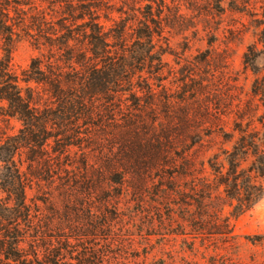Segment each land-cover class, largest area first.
Returning a JSON list of instances; mask_svg holds the SVG:
<instances>
[{"label":"trees","instance_id":"trees-1","mask_svg":"<svg viewBox=\"0 0 264 264\" xmlns=\"http://www.w3.org/2000/svg\"><path fill=\"white\" fill-rule=\"evenodd\" d=\"M185 1L220 16L250 5ZM254 22L243 64L258 94L264 14ZM195 27L176 0H0V264H144L153 237L163 246L172 234L190 251L212 245L210 264H246L230 254L232 220L264 196V133L252 115L228 127L203 103L208 49L164 83L171 38L188 48ZM206 28L211 46L218 27ZM21 38L38 55L19 76Z\"/></svg>","mask_w":264,"mask_h":264},{"label":"rangeland","instance_id":"rangeland-1","mask_svg":"<svg viewBox=\"0 0 264 264\" xmlns=\"http://www.w3.org/2000/svg\"><path fill=\"white\" fill-rule=\"evenodd\" d=\"M176 3L179 4L185 23L196 25L195 28H189L186 33L191 34L193 29H198L199 33L197 37L191 39L188 48H183L180 34L173 35L171 38L173 52L165 54L163 58L172 67L174 74L169 76L164 83L171 85L169 81L173 82L180 76L179 69L186 60H191L195 55L208 49L212 56L208 65L202 64L201 69L209 71V74L214 73V77L212 76L213 79L208 84L205 82L207 85L202 95L203 103L210 109L218 107L219 116L228 123V127L235 119L239 121L238 117H244L243 123H245L252 115L253 126L264 133V93L254 94L252 92L255 75L243 64V53L247 46L255 42L257 38L255 33L259 29L255 27L254 19L262 18L264 0H249L250 5L242 12L227 9L221 16L208 14L202 5L200 8H195L185 0H176ZM206 27L213 29L218 27V38L211 46L207 44ZM231 31H233L232 34ZM258 47L261 48L260 45ZM36 55L38 51L28 39H19L12 52V66L15 72L20 76L21 71L27 68L31 58ZM255 64L261 70L260 75H264V56L259 55ZM18 126V123L12 120L8 132H15ZM2 128H4V123L0 121V129ZM229 130L230 128L227 129ZM220 141H222V136H216L213 139L206 157H210L216 151L221 145ZM226 146L229 147V145ZM205 176L209 179L213 177L209 167L205 171ZM229 210L230 208L226 206L225 212ZM232 223L233 233L236 236V247L230 249L231 257L246 264H264V196L252 208L233 219ZM132 238L143 253L144 244L141 236L137 233ZM158 239V236L153 237L152 245L155 248L144 264L163 259L165 264H210L212 261L210 258L213 253L212 245L201 246L196 241L197 249L190 251L184 247L180 236L170 235L169 240L163 246H159ZM219 251L225 252L223 249ZM170 253L174 255V262L168 259ZM141 257L138 262H141Z\"/></svg>","mask_w":264,"mask_h":264}]
</instances>
